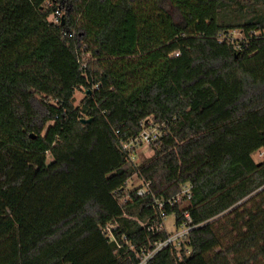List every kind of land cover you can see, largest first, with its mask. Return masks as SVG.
I'll return each instance as SVG.
<instances>
[{
	"label": "trees",
	"instance_id": "trees-1",
	"mask_svg": "<svg viewBox=\"0 0 264 264\" xmlns=\"http://www.w3.org/2000/svg\"><path fill=\"white\" fill-rule=\"evenodd\" d=\"M258 151L264 0H0V264H139L186 214L148 264H264Z\"/></svg>",
	"mask_w": 264,
	"mask_h": 264
},
{
	"label": "built area",
	"instance_id": "built-area-1",
	"mask_svg": "<svg viewBox=\"0 0 264 264\" xmlns=\"http://www.w3.org/2000/svg\"><path fill=\"white\" fill-rule=\"evenodd\" d=\"M58 14V13H57ZM51 21L58 24L59 23V18L57 16H54L51 18ZM222 42V40H221ZM85 65H83V68ZM162 136V132L160 131V126L156 124H150L149 127H145L142 132L136 136V137H129L126 136L122 140V147L123 150L127 153H129L130 156V161L135 164V158H136V149L146 147L152 149V146L154 143H156L160 137ZM149 187L150 183L148 182H141L140 186H138V195L139 196H144L149 192ZM191 189L192 186L188 185L184 188L182 193L176 197L171 203L177 202L181 203L182 198L186 197L187 199L191 198ZM160 207H162V204H160ZM186 222L179 228H177L176 234L171 235L167 240L155 243L153 245V248L150 250H147L142 253L141 255V261L139 264H148V262L160 251L163 249L169 247V246H175L178 249V246L181 247L183 242L186 241L189 233L193 229L191 226L192 220L188 214H186ZM164 222H163V227L165 228V216L163 215ZM166 229V228H165ZM107 231L110 232V228H107ZM111 239L113 237L110 235L109 236Z\"/></svg>",
	"mask_w": 264,
	"mask_h": 264
},
{
	"label": "rangeland",
	"instance_id": "rangeland-1",
	"mask_svg": "<svg viewBox=\"0 0 264 264\" xmlns=\"http://www.w3.org/2000/svg\"><path fill=\"white\" fill-rule=\"evenodd\" d=\"M162 6L166 10V12H168L170 14V16L173 18L175 23H177V24L182 23L181 15L179 14L177 9L171 3H169L168 1H164V2H162ZM232 37L234 39H241L242 34L239 31H234V32H232ZM88 57H90V56H88ZM85 95L86 94L84 92V89H80L75 93V106L76 107L81 105L82 101L85 98ZM151 124H153L152 121H151ZM135 153H136V158H135L134 163L136 165L145 162L148 158H150L154 155V151L152 149L146 148V147L136 149ZM253 159L255 160L256 163H260V162L264 161V152L263 151L256 152L253 155ZM51 162H52V157L48 156V163H51ZM130 184L133 187H138V186H140L141 182L137 178H134ZM165 228H166V231L168 233H170L171 235L176 234L177 227H176V219H175L174 215H171L165 219ZM178 249H180L179 246H178Z\"/></svg>",
	"mask_w": 264,
	"mask_h": 264
},
{
	"label": "water",
	"instance_id": "water-1",
	"mask_svg": "<svg viewBox=\"0 0 264 264\" xmlns=\"http://www.w3.org/2000/svg\"><path fill=\"white\" fill-rule=\"evenodd\" d=\"M87 93L90 94L91 91H88ZM91 121H92L91 119H82L81 123L82 124H89V123H91ZM32 138H34V137L32 136Z\"/></svg>",
	"mask_w": 264,
	"mask_h": 264
}]
</instances>
